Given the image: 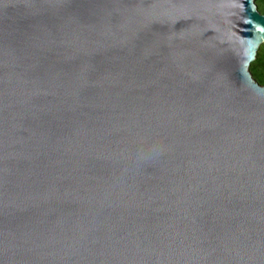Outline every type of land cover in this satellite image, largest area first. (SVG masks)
I'll return each mask as SVG.
<instances>
[{
    "label": "water",
    "instance_id": "obj_1",
    "mask_svg": "<svg viewBox=\"0 0 264 264\" xmlns=\"http://www.w3.org/2000/svg\"><path fill=\"white\" fill-rule=\"evenodd\" d=\"M255 0H0V264H264Z\"/></svg>",
    "mask_w": 264,
    "mask_h": 264
},
{
    "label": "trees",
    "instance_id": "obj_2",
    "mask_svg": "<svg viewBox=\"0 0 264 264\" xmlns=\"http://www.w3.org/2000/svg\"><path fill=\"white\" fill-rule=\"evenodd\" d=\"M258 12L264 16V0H255ZM256 66H259V70H260V74L261 76L264 78V44L260 47L258 54H257V58L255 63H253L250 67V73L251 76L253 77L254 81H256L260 86L264 87V82L258 80L255 77L254 74V70L256 68Z\"/></svg>",
    "mask_w": 264,
    "mask_h": 264
},
{
    "label": "rangeland",
    "instance_id": "obj_3",
    "mask_svg": "<svg viewBox=\"0 0 264 264\" xmlns=\"http://www.w3.org/2000/svg\"><path fill=\"white\" fill-rule=\"evenodd\" d=\"M260 73H261V72H260V70H259V66H256V68H255V70H254L255 77H256L258 80L264 82V78L261 76Z\"/></svg>",
    "mask_w": 264,
    "mask_h": 264
}]
</instances>
